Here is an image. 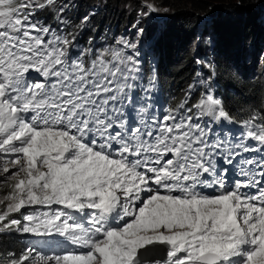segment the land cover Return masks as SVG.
Segmentation results:
<instances>
[{"label":"snow or ice","instance_id":"snow-or-ice-1","mask_svg":"<svg viewBox=\"0 0 264 264\" xmlns=\"http://www.w3.org/2000/svg\"><path fill=\"white\" fill-rule=\"evenodd\" d=\"M52 7L0 0V233L48 249L10 264H264V108L231 138L208 88L161 114L135 43L73 56L37 18Z\"/></svg>","mask_w":264,"mask_h":264},{"label":"trees","instance_id":"trees-1","mask_svg":"<svg viewBox=\"0 0 264 264\" xmlns=\"http://www.w3.org/2000/svg\"><path fill=\"white\" fill-rule=\"evenodd\" d=\"M72 1L74 5L69 4L68 21L65 20L72 32L97 7V14L92 16L96 21L90 24L91 29H86V40L91 41L98 31H110L111 27L115 33L108 38H116L136 24L133 19L138 15L148 14L145 0ZM149 2L158 9L157 18L147 27L153 33H148V49L152 51L149 55L156 58L157 72L154 75L146 63L142 77L145 81L151 75L156 77L161 108L174 107L185 99L189 104L197 101L207 88L199 85L198 80L207 77L211 91L224 99L225 108L234 121H220L212 124V128L230 131V136L239 133L238 122L250 111L264 108V0ZM45 11L43 18L47 24L55 28L64 25L61 16L66 11L58 13L52 8ZM70 12L75 16H70ZM206 18L211 20L206 22ZM97 22L96 29L93 23ZM206 120L205 117L202 122ZM25 246V241L17 236L0 235L1 256L14 253L12 257H15ZM1 256L0 264H3Z\"/></svg>","mask_w":264,"mask_h":264},{"label":"rangeland","instance_id":"rangeland-1","mask_svg":"<svg viewBox=\"0 0 264 264\" xmlns=\"http://www.w3.org/2000/svg\"><path fill=\"white\" fill-rule=\"evenodd\" d=\"M56 4L57 7H52V9H55L58 11V7L60 5L64 6V11L65 12L62 16L61 19L64 20V25H61L60 27H54V25L51 24H47L45 22V19L43 18V13L46 12L45 10H42L40 12L37 13V18L39 19L40 23L42 24H46L48 26H50L54 31H56V33L58 35H68L70 39L73 40V47H72V55L75 56L81 52L85 53V59H87L88 55L91 54L94 51H98V50H102L104 48H119L120 45L117 43V41L120 40H124V41H128L131 43H135L136 44V48L134 50H128L125 49V51H136L138 52V57L137 59L140 61V80L139 83L141 85V76H142V68L146 63H149L151 72H153V74L155 75L157 72L156 69V65H157V61L156 58H153L149 55V53H151V49H148V43H149V34L151 35L153 33H151L150 29L147 28L148 25L151 24V22L157 18L156 13L155 12H150L148 11L147 15L143 16H137L136 20L133 19V22L136 23L135 25H133L130 28H127L126 31H124V33H119V36L116 38H108V35H110V37H112L111 35H113L115 32L113 31L114 27H111L112 30L108 31H103V33L101 31H98L96 33V30L94 31L95 34V39L93 41L91 40H86V29H91L92 26L90 25L92 22H95L94 20H92V16L97 14L96 10L97 7L94 8L92 11H90V17L88 18V20H83L82 23L80 24V26L78 27V29L74 32H72L70 30V26L69 24H67L65 22V20H67L66 15H69V4L74 5V2L72 0H56ZM48 11V10H47ZM52 11V10H50ZM58 13H61L58 11ZM67 13V14H66ZM89 16V14H87ZM70 16L74 17L75 15H72V12H70ZM213 19V18H212ZM211 20V18H206L205 21H209ZM68 21V20H67ZM85 21V22H84ZM211 23V22H209ZM94 26L97 29L98 26V22L97 23H93ZM53 26V27H52ZM103 30V29H101ZM138 30H142V32H140L138 34ZM102 35H105L106 38H102ZM146 38V40H144ZM196 45L193 48V50L196 49ZM150 76L149 80L146 81L147 83V89H148V93L147 95H150V99L153 102V106L155 108H157L159 106V91H158V85L156 82V77L155 76ZM152 77H155L154 83L150 84L149 81L151 80ZM198 84L199 85H205L208 89L211 90V82L210 79L207 77H202L198 80ZM140 88L136 89V92L139 93ZM204 92V91H203ZM231 138V137H230ZM246 155H256L255 153H248ZM219 163V161H217V164ZM3 177H0V180H2ZM9 191L7 185H0V197H3V195H5L7 192ZM208 191H211V189H208ZM3 209V206H0V210ZM23 211V210H22ZM15 218H20V214L16 213L14 214ZM13 218L12 216H9V219ZM7 222V221H5ZM23 222V221H22ZM1 234H10L13 236H17L20 238L21 241H27L28 244H26V246L23 248V250L28 247V246H35L37 249L40 248L41 243L38 238L32 237L28 234H21V233H17L14 230H8L6 232L0 233ZM30 239V240H29ZM45 250L48 251V249L45 247ZM79 251V250H78ZM22 252H19L18 255L19 256ZM7 255V254H6ZM1 256V254H0ZM15 256V257H16ZM2 259H4L2 262L3 264H10V261L12 259H14L15 257H12V255H7V256H1Z\"/></svg>","mask_w":264,"mask_h":264}]
</instances>
